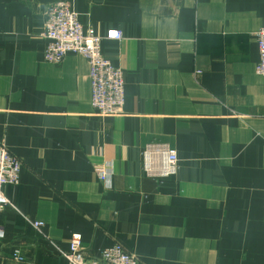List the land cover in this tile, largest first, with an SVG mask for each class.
<instances>
[{"label": "crops", "instance_id": "0c3cea01", "mask_svg": "<svg viewBox=\"0 0 264 264\" xmlns=\"http://www.w3.org/2000/svg\"><path fill=\"white\" fill-rule=\"evenodd\" d=\"M58 1L102 35L123 31L102 43L124 71L122 113L93 108L85 57L46 61ZM263 24L264 0H0V142L23 162L0 264H68L74 232L96 264L116 242L138 264H264ZM153 141L177 150L175 175L145 174Z\"/></svg>", "mask_w": 264, "mask_h": 264}, {"label": "built area", "instance_id": "2783aa9c", "mask_svg": "<svg viewBox=\"0 0 264 264\" xmlns=\"http://www.w3.org/2000/svg\"><path fill=\"white\" fill-rule=\"evenodd\" d=\"M44 37L47 39L45 59L50 63H60L71 54H80L88 61L91 82V104L100 114L117 115L124 111L126 103V83L124 71L113 64L105 56L102 43L105 38L121 40L123 31L110 29L105 35L94 27L86 26L80 15L67 1H58L48 7L45 14ZM259 62L256 71L264 77V24L257 33ZM143 170L148 177L162 180L173 176L179 168V157L176 149L165 142L148 143L142 152ZM22 160L14 155L8 147L0 142V213L10 203L5 194L7 185L20 183ZM99 179L108 187H112V171L110 166H95ZM39 228L42 221L31 222ZM4 237V229L0 224V239ZM68 264H96L90 262L83 250V236L74 232L68 250L63 253ZM14 258L22 261L19 251ZM101 259L106 264H138L135 253L128 251L120 242L102 250Z\"/></svg>", "mask_w": 264, "mask_h": 264}]
</instances>
